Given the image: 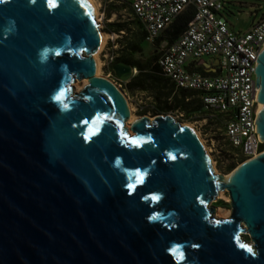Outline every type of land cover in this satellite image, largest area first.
Returning a JSON list of instances; mask_svg holds the SVG:
<instances>
[{"label":"water","instance_id":"obj_1","mask_svg":"<svg viewBox=\"0 0 264 264\" xmlns=\"http://www.w3.org/2000/svg\"><path fill=\"white\" fill-rule=\"evenodd\" d=\"M101 43L90 0H0V264H264V152L225 178L170 114L131 134ZM256 82L264 140V48ZM222 190L230 218L209 206Z\"/></svg>","mask_w":264,"mask_h":264},{"label":"built area","instance_id":"obj_2","mask_svg":"<svg viewBox=\"0 0 264 264\" xmlns=\"http://www.w3.org/2000/svg\"><path fill=\"white\" fill-rule=\"evenodd\" d=\"M226 2L133 0V9L147 32L146 40L154 42L179 14L194 8L182 34L162 45L159 65L176 87L198 92L205 112L226 116V135L246 161L264 152V140L255 129L261 105L256 64L264 48V13L247 31H236L223 15ZM114 59L112 55L110 62Z\"/></svg>","mask_w":264,"mask_h":264},{"label":"rangeland","instance_id":"obj_3","mask_svg":"<svg viewBox=\"0 0 264 264\" xmlns=\"http://www.w3.org/2000/svg\"><path fill=\"white\" fill-rule=\"evenodd\" d=\"M226 7L223 9V15L230 23V26L236 31H247L253 24L257 17H260L264 13V0H226ZM97 5V10H94V15L100 25V30L106 35V41L100 54L98 56L101 65L99 69L97 68V74L106 76L108 78L116 81L123 91L126 93L129 104L131 105V112L133 118H129L125 123L128 131L133 134L131 130V123L137 117L143 115H149L152 119L158 115L170 114L174 116L178 121L183 124L193 127L199 136L201 137L203 143L209 150L211 155L213 167L215 173L218 174H229L235 170L241 163H243L242 152L232 146L227 135H226V116L222 113H216L212 111H200L191 115H188L180 111H169L168 113H158L156 114L152 110L147 111L143 114L142 110L149 108L151 103V98L143 91L137 92H127L122 84H120L114 77V73L110 70V57L116 55L115 52L121 47L118 42L121 37L120 34L115 32H108L110 22L115 20H130L133 18V13L131 11V5L123 0L118 2L123 8L120 13L114 12L110 18H107L109 5L111 0H94ZM125 3L128 4L124 5ZM165 42L161 43V46ZM160 44L156 42H145L144 52L142 54H137L139 58L145 59L152 51ZM205 60L209 62H214V58L205 57ZM88 79H75L73 82V93L80 92L87 84ZM233 166L231 171L228 168ZM224 202V203H221ZM209 206L215 207L214 216L218 217H231L232 206L230 194L227 190H222L219 195L214 199ZM243 238L246 240H251L248 232L243 233Z\"/></svg>","mask_w":264,"mask_h":264},{"label":"trees","instance_id":"obj_4","mask_svg":"<svg viewBox=\"0 0 264 264\" xmlns=\"http://www.w3.org/2000/svg\"><path fill=\"white\" fill-rule=\"evenodd\" d=\"M123 0H111L108 9L107 18L116 12L120 13L123 6L118 4ZM131 5L133 18L130 20H115L110 22L107 28L108 32H115L121 35L118 42L121 47L115 52V59L110 64V70L114 73L116 80L122 84L127 92L143 91L150 98L151 103L149 108L142 110L143 114L152 110L156 114L168 113L169 111H180L188 115L204 111L203 102L197 91L187 88L176 87L175 82L166 76L159 65V57L162 53L161 43L174 42L182 32L187 28L188 23L193 18L194 8L189 7L184 12L179 14L176 19L162 32V34L154 41L160 46H157L152 53L145 59L139 58L137 54L144 52V43L147 32L136 16L133 9V0H126ZM126 7L128 6L125 3ZM121 14V13H120ZM126 62L138 69V72L129 82L121 81L117 78L114 71L116 62ZM233 166L228 168L231 171ZM221 203H224L221 201Z\"/></svg>","mask_w":264,"mask_h":264},{"label":"bare ground","instance_id":"obj_5","mask_svg":"<svg viewBox=\"0 0 264 264\" xmlns=\"http://www.w3.org/2000/svg\"><path fill=\"white\" fill-rule=\"evenodd\" d=\"M90 2L93 4V6H94V10L96 11V10H97V5L95 4L94 0H90ZM101 35H102V43H101V46H100V48H99V49L95 52V54H94V57H95V59H96V61H97V68H98V69H99V67H100V65H101V62L99 61L98 56H99L100 51L102 50V48H103V46H104V43H105V41H106V35H105L103 32H101ZM261 105H262V103H261ZM261 105H260V107H261ZM129 106H130V109H131L132 107H131L130 104H129ZM131 118H133L132 112H131ZM207 150H208V149H207ZM208 151H209V150H208ZM231 174H232V172L229 173V174H226V175H225V178H228Z\"/></svg>","mask_w":264,"mask_h":264}]
</instances>
